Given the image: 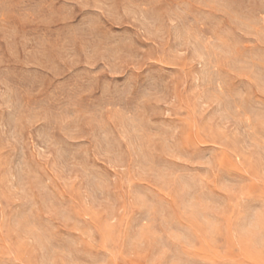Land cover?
Masks as SVG:
<instances>
[{
    "label": "rangeland",
    "instance_id": "374dc122",
    "mask_svg": "<svg viewBox=\"0 0 264 264\" xmlns=\"http://www.w3.org/2000/svg\"><path fill=\"white\" fill-rule=\"evenodd\" d=\"M0 264H264V0H0Z\"/></svg>",
    "mask_w": 264,
    "mask_h": 264
}]
</instances>
